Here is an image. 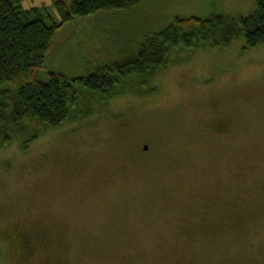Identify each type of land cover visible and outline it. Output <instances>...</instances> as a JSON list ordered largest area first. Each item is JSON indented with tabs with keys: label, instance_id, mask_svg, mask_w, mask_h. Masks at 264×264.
<instances>
[{
	"label": "rangeland",
	"instance_id": "1",
	"mask_svg": "<svg viewBox=\"0 0 264 264\" xmlns=\"http://www.w3.org/2000/svg\"><path fill=\"white\" fill-rule=\"evenodd\" d=\"M17 4L58 19L52 0ZM252 7L145 0L101 10L58 30L46 70L83 75L131 55L173 17ZM241 47L172 51L153 76L127 79L89 114L0 147V264H49L38 249L20 260L5 233L13 225L43 228L64 264H264V46ZM216 116L226 131L209 129Z\"/></svg>",
	"mask_w": 264,
	"mask_h": 264
},
{
	"label": "trees",
	"instance_id": "2",
	"mask_svg": "<svg viewBox=\"0 0 264 264\" xmlns=\"http://www.w3.org/2000/svg\"><path fill=\"white\" fill-rule=\"evenodd\" d=\"M143 1L52 0L58 16L53 19L42 7L22 9L19 0H0V147L8 146L16 135H29L30 142L46 130L80 117L79 112L89 114L93 102L102 104L122 93L127 79L141 77L144 82L153 76L167 64L172 51L204 46L224 49L233 40L242 41L241 53L264 46V0H253L247 14L173 17L161 30L142 34L131 55L83 75L46 70V57L63 25L101 10L132 8ZM80 100L88 111L79 110ZM219 125L210 123L209 129L224 132ZM230 220L241 221L233 215ZM236 226L229 230L240 234ZM44 239L48 240L47 236ZM53 261L64 264L63 260Z\"/></svg>",
	"mask_w": 264,
	"mask_h": 264
},
{
	"label": "flooded vegetation",
	"instance_id": "3",
	"mask_svg": "<svg viewBox=\"0 0 264 264\" xmlns=\"http://www.w3.org/2000/svg\"><path fill=\"white\" fill-rule=\"evenodd\" d=\"M213 124L219 123L221 128L222 126H227L223 123L221 117H217L216 119H213ZM212 123L211 121H209ZM223 129V128H221ZM228 129V126L224 129L226 131ZM15 226L11 231H5V233L9 236L13 237V240H16V246L19 250L20 260L21 261H27L28 258L33 254L34 252H37V249L42 252V259L45 260V263L49 264H55L53 261L54 259L51 258V255L49 253V247L52 244L51 240H46L44 237L46 236L45 230L41 227H25L22 228L17 225Z\"/></svg>",
	"mask_w": 264,
	"mask_h": 264
},
{
	"label": "water",
	"instance_id": "4",
	"mask_svg": "<svg viewBox=\"0 0 264 264\" xmlns=\"http://www.w3.org/2000/svg\"><path fill=\"white\" fill-rule=\"evenodd\" d=\"M143 149H147V145H144Z\"/></svg>",
	"mask_w": 264,
	"mask_h": 264
}]
</instances>
